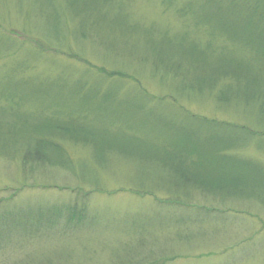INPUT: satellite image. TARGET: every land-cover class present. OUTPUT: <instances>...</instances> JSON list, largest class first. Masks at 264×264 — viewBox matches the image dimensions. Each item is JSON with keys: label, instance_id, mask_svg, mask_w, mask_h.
<instances>
[{"label": "rangeland", "instance_id": "obj_1", "mask_svg": "<svg viewBox=\"0 0 264 264\" xmlns=\"http://www.w3.org/2000/svg\"><path fill=\"white\" fill-rule=\"evenodd\" d=\"M95 1L0 0V264H264V174L236 187L216 154L212 194L159 188L172 148L197 141L179 138L189 114L248 129L222 151L264 173V119L195 84L201 56L227 59L242 38L238 55L259 69L255 0ZM71 114L98 140L53 138L76 170L24 162L36 127ZM67 205L83 222L61 218Z\"/></svg>", "mask_w": 264, "mask_h": 264}, {"label": "trees", "instance_id": "obj_2", "mask_svg": "<svg viewBox=\"0 0 264 264\" xmlns=\"http://www.w3.org/2000/svg\"><path fill=\"white\" fill-rule=\"evenodd\" d=\"M250 9L257 12L264 20V0H255V2L250 5ZM197 24L200 25V22ZM235 39L236 38L231 41L234 42ZM262 39L264 43V34ZM249 45V41L244 38H242L240 46L232 43V47L236 52H241V49L249 48ZM239 52L222 60H212L208 59L207 56H201L199 60H203L206 67L201 69L199 66V69L197 68L195 84L200 87L209 84L210 87L206 90H209L210 94H214L216 101L222 105H233V101L230 99V94H238L242 98L241 102L243 109H248L253 106L255 112L259 114L260 118L264 119V53L260 67L257 70L250 59L243 58L242 60L238 55ZM172 72L174 75L179 73L175 70ZM198 89L205 90L204 88ZM180 90L183 94L190 93L188 90L186 91L185 88H180ZM181 93L178 95L180 96ZM20 101L24 102L25 99L20 98ZM235 106L240 107V105ZM189 115L195 119L197 124H194L195 126L190 130L191 124L189 130L187 128L179 138L184 137L182 141L189 142L191 137L196 135L197 141L194 142V140H192L187 144V146L191 148L190 150L185 146H182L181 148H172L179 151L176 155L180 158V161H177L176 163L170 161V163H168L172 168L170 174H168L169 182L162 183L159 185V188L169 191L175 190L179 192V194H181V191L184 196L188 198H190L189 196L197 190L212 194V189L217 190V188L208 184L211 180V175L208 172V168L210 167L206 165V163L208 162V159L212 157L215 158L216 154L217 158L220 160L218 164L221 168L223 166L222 170L232 172L228 179L229 182H236V187L238 185L244 186L242 181L246 180L245 175L261 179V176L264 173L262 172L260 165L244 162L236 159L233 155H225L222 151L223 149L235 146L236 143L241 140L240 138L242 137V134L243 136L247 135L248 129L243 130V133L240 134V128L236 125L229 124L228 122L224 123L216 120L211 121L210 119L203 118L199 115ZM47 117L52 118V124L40 123L35 131H32L34 134L28 137L29 141L25 143L21 150L23 153L21 158H23L24 162H28V164L50 163V165H61L76 170L77 165L73 163V159L68 155L63 156L60 153L59 150H63V146L53 138L56 136L77 142L81 140L88 143V145L98 142L97 138L90 137L89 135L92 134L87 132L82 125L76 122V116L73 114H71V117H69L67 121L61 119L56 120L53 115H48ZM78 119L80 120V118ZM38 121L43 122V119H39ZM21 122L24 121L22 120ZM24 129L28 130L27 126ZM204 130H208L209 134L207 135ZM238 144L240 143H237V145ZM188 161H190L193 166H189ZM229 161L233 164V167H228ZM229 182L224 181L222 183L223 187H221L220 190L226 185H229L230 187L231 185ZM187 183H189L190 186H187ZM140 184L142 185L143 183ZM175 191L172 192L176 193ZM145 193L153 194L154 191L152 190L150 192L149 190H146ZM170 201L173 203L180 202L176 197L174 199H169L168 202ZM198 207L202 209L201 212H204L203 210L209 211L206 207ZM61 213L63 214L61 218L67 220V223L69 221H77L78 223H81L87 216V212L83 208L68 205L67 207L65 206V211ZM67 223H65V225Z\"/></svg>", "mask_w": 264, "mask_h": 264}]
</instances>
